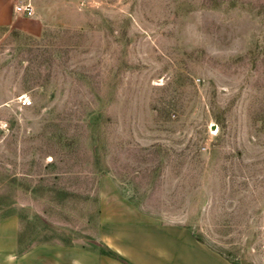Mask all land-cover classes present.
Listing matches in <instances>:
<instances>
[{
    "label": "rangeland",
    "instance_id": "obj_1",
    "mask_svg": "<svg viewBox=\"0 0 264 264\" xmlns=\"http://www.w3.org/2000/svg\"><path fill=\"white\" fill-rule=\"evenodd\" d=\"M2 4L0 222L22 248L92 243L117 194L264 264V0Z\"/></svg>",
    "mask_w": 264,
    "mask_h": 264
},
{
    "label": "crops",
    "instance_id": "obj_2",
    "mask_svg": "<svg viewBox=\"0 0 264 264\" xmlns=\"http://www.w3.org/2000/svg\"><path fill=\"white\" fill-rule=\"evenodd\" d=\"M7 5H0V25L15 23ZM112 197L101 199L96 239L83 247L38 243L22 248L16 218L6 217L0 222V264H251L228 258L183 223L147 218L123 196Z\"/></svg>",
    "mask_w": 264,
    "mask_h": 264
},
{
    "label": "built area",
    "instance_id": "obj_3",
    "mask_svg": "<svg viewBox=\"0 0 264 264\" xmlns=\"http://www.w3.org/2000/svg\"><path fill=\"white\" fill-rule=\"evenodd\" d=\"M15 9L20 12V13H23L27 16H32L33 13H34V9H33V6L31 4H21V5H17L15 7ZM31 101L27 98H22V104L23 105H28L30 104Z\"/></svg>",
    "mask_w": 264,
    "mask_h": 264
}]
</instances>
